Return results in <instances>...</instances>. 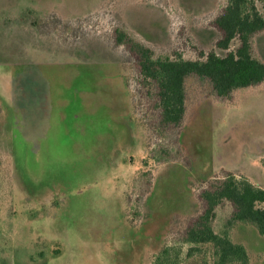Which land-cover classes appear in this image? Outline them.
Returning a JSON list of instances; mask_svg holds the SVG:
<instances>
[{
	"label": "rangeland",
	"instance_id": "rangeland-1",
	"mask_svg": "<svg viewBox=\"0 0 264 264\" xmlns=\"http://www.w3.org/2000/svg\"><path fill=\"white\" fill-rule=\"evenodd\" d=\"M227 4L0 0V264H154L167 246L180 264H214L212 245L181 238L209 181L264 189V83L219 98L188 78L185 121L163 142L115 31L155 59L195 60L222 37L214 20ZM254 52L264 62V32ZM232 210L217 208V233ZM230 236L264 264L253 226Z\"/></svg>",
	"mask_w": 264,
	"mask_h": 264
},
{
	"label": "trees",
	"instance_id": "trees-1",
	"mask_svg": "<svg viewBox=\"0 0 264 264\" xmlns=\"http://www.w3.org/2000/svg\"><path fill=\"white\" fill-rule=\"evenodd\" d=\"M56 21L61 22L60 19ZM214 24L222 37L216 42L214 50L203 53L195 60L155 59L151 49L143 42L120 28L115 31L116 43L126 48L137 69L135 81L141 98L136 105L145 116L144 107L147 104L159 139L163 142L170 136H176L185 121L188 78L195 76L207 81L213 94L219 98H230L237 90L264 83V62L254 52L255 38L264 32V0H228ZM55 25L47 26L54 28ZM198 197L202 213L190 221L181 243L212 245L214 264H250L247 249L233 242L230 231L237 224L251 225L264 237V209L260 207L264 203V189L231 174L209 181ZM223 202L232 206V216L227 228L217 233L213 222L216 210ZM193 251L191 248L188 255ZM180 255L177 247L167 246L153 262L180 264Z\"/></svg>",
	"mask_w": 264,
	"mask_h": 264
}]
</instances>
